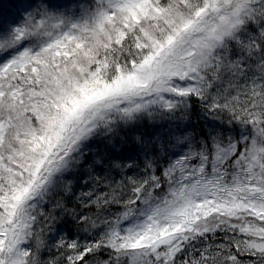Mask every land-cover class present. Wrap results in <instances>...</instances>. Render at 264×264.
<instances>
[{"label":"snow or ice","instance_id":"6c2138e0","mask_svg":"<svg viewBox=\"0 0 264 264\" xmlns=\"http://www.w3.org/2000/svg\"><path fill=\"white\" fill-rule=\"evenodd\" d=\"M0 264H264V0H0Z\"/></svg>","mask_w":264,"mask_h":264}]
</instances>
